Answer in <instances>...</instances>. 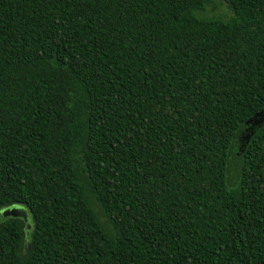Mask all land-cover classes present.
Segmentation results:
<instances>
[{
    "label": "trees",
    "instance_id": "obj_1",
    "mask_svg": "<svg viewBox=\"0 0 264 264\" xmlns=\"http://www.w3.org/2000/svg\"><path fill=\"white\" fill-rule=\"evenodd\" d=\"M214 1L0 0V264H264V0Z\"/></svg>",
    "mask_w": 264,
    "mask_h": 264
},
{
    "label": "water",
    "instance_id": "obj_2",
    "mask_svg": "<svg viewBox=\"0 0 264 264\" xmlns=\"http://www.w3.org/2000/svg\"><path fill=\"white\" fill-rule=\"evenodd\" d=\"M264 126V109L260 110L242 122L236 129L227 149L225 178L228 186L236 185L247 144L251 137ZM0 216L22 218L27 227L30 225L29 214L25 207L17 204L0 209Z\"/></svg>",
    "mask_w": 264,
    "mask_h": 264
},
{
    "label": "rangeland",
    "instance_id": "obj_3",
    "mask_svg": "<svg viewBox=\"0 0 264 264\" xmlns=\"http://www.w3.org/2000/svg\"><path fill=\"white\" fill-rule=\"evenodd\" d=\"M214 5V6H213ZM204 16H219L221 18H228L231 12L228 10L226 4L220 0H215L212 5H208L204 11Z\"/></svg>",
    "mask_w": 264,
    "mask_h": 264
}]
</instances>
